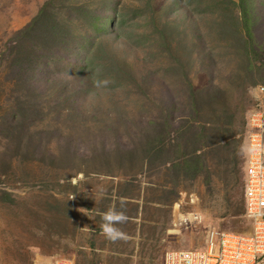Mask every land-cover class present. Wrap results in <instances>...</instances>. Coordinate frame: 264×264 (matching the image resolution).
Returning a JSON list of instances; mask_svg holds the SVG:
<instances>
[{
    "label": "rangeland",
    "instance_id": "1",
    "mask_svg": "<svg viewBox=\"0 0 264 264\" xmlns=\"http://www.w3.org/2000/svg\"><path fill=\"white\" fill-rule=\"evenodd\" d=\"M109 14L118 28L94 33ZM263 48L261 0H0V264H163L212 229L251 233Z\"/></svg>",
    "mask_w": 264,
    "mask_h": 264
},
{
    "label": "built area",
    "instance_id": "2",
    "mask_svg": "<svg viewBox=\"0 0 264 264\" xmlns=\"http://www.w3.org/2000/svg\"><path fill=\"white\" fill-rule=\"evenodd\" d=\"M258 90L260 102L248 121L244 179L245 215L253 231L240 234L212 229L204 248L168 251L163 264H264V85Z\"/></svg>",
    "mask_w": 264,
    "mask_h": 264
},
{
    "label": "trees",
    "instance_id": "3",
    "mask_svg": "<svg viewBox=\"0 0 264 264\" xmlns=\"http://www.w3.org/2000/svg\"><path fill=\"white\" fill-rule=\"evenodd\" d=\"M249 1H251V0H249ZM261 1L264 2V0H261ZM243 3H244V0H243ZM249 10L250 9L248 7L243 5V9H242L243 24L248 28V30H247L249 32V34H248L249 35V41L248 42H249V45L251 46V47L250 46L249 47L254 50V53H257L256 48H255L256 44L252 40L253 37H252V33H251V28L253 26V23L257 20V18ZM116 16H117V14H115V16L109 14V15H105V16H96V17L92 18V22H93L92 27H93L94 33L97 32L101 36H103V35L108 36L109 34H111L112 33L111 32L112 27H115L114 30L118 28V22H117ZM91 44H92V42L90 41L88 43L80 44V46H78V48L83 49L85 51L83 58L78 56L80 64H78L77 66L75 65L76 70L79 69L80 72L81 71L91 72L92 59L89 57V51H90V47L94 43L92 45ZM258 47H260V45ZM258 59H261V58L259 57ZM85 61L87 62V64H85Z\"/></svg>",
    "mask_w": 264,
    "mask_h": 264
},
{
    "label": "clouds",
    "instance_id": "4",
    "mask_svg": "<svg viewBox=\"0 0 264 264\" xmlns=\"http://www.w3.org/2000/svg\"><path fill=\"white\" fill-rule=\"evenodd\" d=\"M258 89L257 88H249L248 92L253 98L258 99ZM86 212L87 211H83ZM101 224L100 231L101 233L111 241H115L117 239L123 238V232L118 227L121 224L127 222V215L123 210H118L115 207L109 208L108 210L102 212L100 214Z\"/></svg>",
    "mask_w": 264,
    "mask_h": 264
},
{
    "label": "bare ground",
    "instance_id": "5",
    "mask_svg": "<svg viewBox=\"0 0 264 264\" xmlns=\"http://www.w3.org/2000/svg\"><path fill=\"white\" fill-rule=\"evenodd\" d=\"M192 217V216H191Z\"/></svg>",
    "mask_w": 264,
    "mask_h": 264
}]
</instances>
